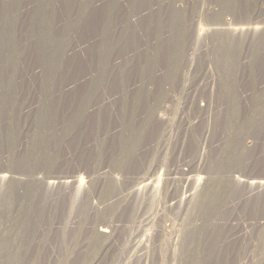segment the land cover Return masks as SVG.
<instances>
[{
    "label": "rangeland",
    "instance_id": "rangeland-1",
    "mask_svg": "<svg viewBox=\"0 0 264 264\" xmlns=\"http://www.w3.org/2000/svg\"><path fill=\"white\" fill-rule=\"evenodd\" d=\"M0 264H264V0H0Z\"/></svg>",
    "mask_w": 264,
    "mask_h": 264
},
{
    "label": "bare ground",
    "instance_id": "bare-ground-1",
    "mask_svg": "<svg viewBox=\"0 0 264 264\" xmlns=\"http://www.w3.org/2000/svg\"><path fill=\"white\" fill-rule=\"evenodd\" d=\"M110 230L109 229H107V228H102L101 229V232H104V233H108Z\"/></svg>",
    "mask_w": 264,
    "mask_h": 264
}]
</instances>
